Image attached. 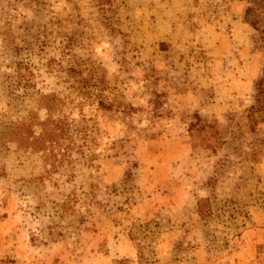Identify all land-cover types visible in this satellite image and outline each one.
I'll list each match as a JSON object with an SVG mask.
<instances>
[{
  "label": "rangeland",
  "instance_id": "obj_1",
  "mask_svg": "<svg viewBox=\"0 0 264 264\" xmlns=\"http://www.w3.org/2000/svg\"><path fill=\"white\" fill-rule=\"evenodd\" d=\"M260 31L264 0H0V264H264Z\"/></svg>",
  "mask_w": 264,
  "mask_h": 264
},
{
  "label": "trees",
  "instance_id": "obj_2",
  "mask_svg": "<svg viewBox=\"0 0 264 264\" xmlns=\"http://www.w3.org/2000/svg\"><path fill=\"white\" fill-rule=\"evenodd\" d=\"M258 22H261V20L260 21L258 20ZM252 26L254 27V29L258 31L262 27L261 24L257 25V22L253 23ZM260 32L261 34L264 33V31H260ZM254 102L255 105L251 106L248 111L249 112L248 117L250 119V127L252 128L251 130H253V127L257 125L259 122H264V67L262 69L261 76L257 79V81L254 84ZM58 123H60V121L51 122V120H46V122L42 124V137H40L42 139V141H40L41 144L42 142L45 141V139L48 142L49 140L53 141L58 137L57 134L59 132ZM191 126L193 127L195 125L192 124ZM206 127L209 128L211 126L202 125L201 130ZM18 129H19L18 126L14 128L12 127L11 128L12 134L18 131ZM62 130L63 129H60V131Z\"/></svg>",
  "mask_w": 264,
  "mask_h": 264
}]
</instances>
